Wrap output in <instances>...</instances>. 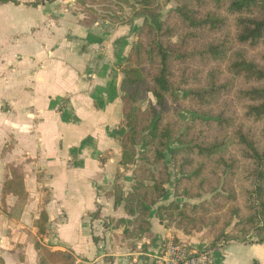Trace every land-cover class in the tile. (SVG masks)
I'll return each instance as SVG.
<instances>
[{
  "label": "crops",
  "instance_id": "0c3cea01",
  "mask_svg": "<svg viewBox=\"0 0 264 264\" xmlns=\"http://www.w3.org/2000/svg\"><path fill=\"white\" fill-rule=\"evenodd\" d=\"M0 7L12 13L0 26V264H39L36 241L71 253L74 264H151L149 254L169 235L208 248L207 239L165 227L156 209L154 236L139 242L146 251L133 254L114 238L128 217L124 204L116 205L115 185L128 192L133 182L129 173L117 175L125 133L121 67L137 41V23L133 31L127 22L86 24L61 0ZM11 167L25 176L22 212L15 195L2 199ZM43 210L47 232L38 236ZM213 264H264V245H223Z\"/></svg>",
  "mask_w": 264,
  "mask_h": 264
},
{
  "label": "trees",
  "instance_id": "16d2710c",
  "mask_svg": "<svg viewBox=\"0 0 264 264\" xmlns=\"http://www.w3.org/2000/svg\"><path fill=\"white\" fill-rule=\"evenodd\" d=\"M55 1L0 0V3L36 8L44 2ZM74 1L87 15L85 23L93 24L100 18L95 6L108 0ZM116 1L132 9L149 10L156 6L163 8L171 0ZM177 1V7L166 18L144 16L138 40L121 67L125 126L120 139L121 166L123 172L133 168L134 182L128 192L115 185L119 195L116 205L123 203L128 216L119 221L124 226L121 241H127L131 250L140 252L148 246H140L139 242L154 236L150 215L156 207L157 218L167 228L175 226L192 235L211 227L209 250L223 246L222 242L246 243L225 233L233 218L239 220L235 226L236 229L240 226L239 231L244 235L250 232L245 229L246 225L250 224L252 229L264 225V52L255 59L243 50L264 47V0ZM196 63L205 66L219 63L225 67L211 69L206 87L183 88L176 81L177 70L185 72ZM226 73L229 77L222 80ZM238 81L244 86L237 88ZM233 90L243 110L240 117L226 101L215 114L194 112V116L198 115L197 123L181 120L182 101L209 107ZM149 92L155 103L150 102L142 110L138 103ZM173 144L177 147L173 148L171 158L182 177L177 188L183 187L184 195L195 199L199 194L193 192L194 187L201 186L205 193H214L212 200L162 204L168 194L167 155ZM229 144L232 149L227 148ZM10 172L2 199L4 202L7 195H15L20 201L18 211L22 212L29 198L25 176L20 168L11 167ZM239 179L249 186H242V194L237 195L234 187ZM253 197L246 216L238 206L239 200L248 202ZM100 211L99 208L92 216L99 219ZM48 220L47 211H41L35 222L38 236L46 234ZM254 243L264 245V240ZM35 248L39 264L75 263L71 253L52 251L40 241H36Z\"/></svg>",
  "mask_w": 264,
  "mask_h": 264
},
{
  "label": "rangeland",
  "instance_id": "374dc122",
  "mask_svg": "<svg viewBox=\"0 0 264 264\" xmlns=\"http://www.w3.org/2000/svg\"><path fill=\"white\" fill-rule=\"evenodd\" d=\"M21 3H26V2H32L34 0H19ZM60 1V0H57ZM62 2L66 3V2H70L72 4V10L75 11L78 14H81L82 17L84 18V21L86 22L88 20L86 13L82 12L79 8H77L76 2L74 0H61ZM178 5V1L177 0H171L167 6L160 8V6H156L154 8H151L149 10H145V9H132L129 8L126 4L122 3V2H118L116 0H108L106 3L104 4H100L95 6V10H97L98 14L100 15V18L98 20V22H110L113 24H116L118 22H127V23H132V21L134 19L135 22L137 23V25L139 26L138 28L140 29L141 26L143 25L144 22V16L145 15H149L151 17L155 16V15H160L162 18H166L168 16V13L171 9L177 7ZM1 6V4H0ZM11 12L10 11H6L5 9H2L0 7V26L2 25V23L5 20H8L11 17ZM118 21V22H116ZM138 29V31H139ZM137 31V33H138ZM138 40V38H137ZM174 42H176L177 40L174 39ZM2 41H1V32H0V45H1ZM244 51H246L247 55L250 58H255V59H259V54L264 52V47H259L258 49H248V48H244ZM1 58V56H0ZM220 67L222 69H224L225 65L224 64H219V63H210L209 65L205 66L203 64L200 63H196L194 65H191L187 71H182V70H177L176 72V81H180L181 85L183 86V88H201V87H206L208 85V81H209V73L211 71V69L213 67ZM123 74V73H122ZM228 74L226 73L223 77L222 80L224 78H228ZM237 88L239 87H243L244 84L241 81L237 82ZM181 93V98L183 96L182 91H180ZM228 101L231 104V111H237L238 116L240 117L243 110L240 107V105L238 104L236 97H235V90L231 91L229 94L227 95H223L221 96L220 99H218L217 103L209 106V107H205V106H201V105H197L193 102L190 101H182L183 104V112H182V117L181 120L184 122H190V123H197V121H195V118L198 115L201 114H215L217 112H219L220 109H222L224 107V103ZM150 102H154L155 103V98L152 95L151 92H149L147 94V96L145 98H143L138 105H140L142 107V110H145L147 105ZM194 112H197L198 115L194 116ZM177 147V144H173L170 147V150L168 152L167 155V163L169 165V171H170V181L167 185V196L166 198H164V200L162 201V204L164 205H168L171 202H178L180 204H184L185 202H190L192 204L195 203H200L202 201L205 200H212L214 193H205L203 190V187L201 186H196L194 187V191L195 193L199 194L198 198L195 199H190L187 198L184 194H185V190L183 187H178L177 188V184L178 182H180L179 180L182 178L181 175L178 173L173 160L171 158L172 156V150L173 148ZM229 149H232L231 144L228 145ZM124 172H122L121 177L123 175ZM125 173H129V177L133 179L134 175H133V168H131L130 170L125 171ZM182 181V180H181ZM134 182V181H133ZM132 182V185H133ZM120 186V184H119ZM242 186H249L248 182H244L242 180H237L235 182V187L234 190L236 191V194H242ZM221 187L219 188V190H221ZM119 196V195H118ZM255 197H253L252 199H250L248 202H246L245 200L241 199L239 200V205L243 211L244 214H246V216H249V206L251 204H253V199ZM154 209H157L154 208ZM239 220L237 218H233L232 222L230 223V225H228L225 229V233H228L229 236H234L235 238L241 239V240H245L246 243H254V242H259L260 240H264V225L261 224L257 229H252L250 227V224L245 226L246 230H249V234L248 235H244L242 232H240V226L239 229H236V223ZM171 229L173 230H177V232L182 233L186 236H193L197 239H207L208 242L210 243L211 241V237H210V230L211 227H206L203 230L199 231V232H195L192 235H187L183 232V230L177 229L175 226H171ZM116 234H114V238L116 240V243L121 245L123 243H127V241L122 242L120 235H117L119 238H116ZM233 241H230L229 243H232ZM221 245H227L226 242H222ZM131 252L133 254H137L138 252H140V250H131Z\"/></svg>",
  "mask_w": 264,
  "mask_h": 264
},
{
  "label": "built area",
  "instance_id": "2783aa9c",
  "mask_svg": "<svg viewBox=\"0 0 264 264\" xmlns=\"http://www.w3.org/2000/svg\"><path fill=\"white\" fill-rule=\"evenodd\" d=\"M213 251L196 249L189 242L169 235L163 238L158 250L149 254V258L151 264H213Z\"/></svg>",
  "mask_w": 264,
  "mask_h": 264
},
{
  "label": "water",
  "instance_id": "95a60500",
  "mask_svg": "<svg viewBox=\"0 0 264 264\" xmlns=\"http://www.w3.org/2000/svg\"><path fill=\"white\" fill-rule=\"evenodd\" d=\"M135 20H136V19H134V20L132 21V31H133V29H134V22H135Z\"/></svg>",
  "mask_w": 264,
  "mask_h": 264
}]
</instances>
